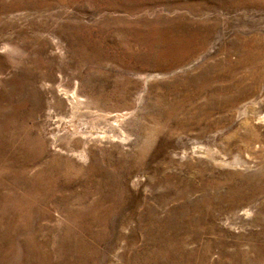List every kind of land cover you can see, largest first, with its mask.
I'll return each mask as SVG.
<instances>
[{"label":"rangeland","instance_id":"1","mask_svg":"<svg viewBox=\"0 0 264 264\" xmlns=\"http://www.w3.org/2000/svg\"><path fill=\"white\" fill-rule=\"evenodd\" d=\"M0 264H264V0H0Z\"/></svg>","mask_w":264,"mask_h":264},{"label":"bare ground","instance_id":"2","mask_svg":"<svg viewBox=\"0 0 264 264\" xmlns=\"http://www.w3.org/2000/svg\"><path fill=\"white\" fill-rule=\"evenodd\" d=\"M70 103H71V105L74 107V106H78V105H80L81 104V102H80V100L78 99V97H77V95L75 94V93H71L70 94ZM86 127H87V125H86ZM88 135V130L86 131V130H83L82 131V135ZM92 135V134H91ZM90 135V136H91Z\"/></svg>","mask_w":264,"mask_h":264}]
</instances>
